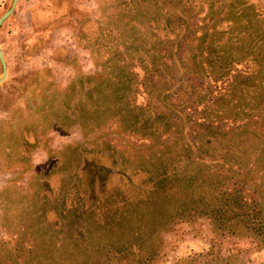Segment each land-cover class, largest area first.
I'll return each mask as SVG.
<instances>
[{"label": "trees", "instance_id": "16d2710c", "mask_svg": "<svg viewBox=\"0 0 264 264\" xmlns=\"http://www.w3.org/2000/svg\"><path fill=\"white\" fill-rule=\"evenodd\" d=\"M246 2L102 4L98 20L82 22L84 29L93 27L87 41L96 71L75 76L63 90H56L52 79L41 81L42 74L32 73L36 103L30 111L42 129L50 124L65 132V123H77L83 133L85 124L95 130L111 113L116 126L133 135L148 139L159 132L170 137L163 152L155 150L164 156L159 164L153 169L136 166L127 178V185H136L144 194L127 197L121 192L122 198L114 203L117 211L127 212L112 226L119 233L126 230L137 252L143 248L138 236L141 222H148L154 232L199 217L206 218L219 236H247L256 249L264 246V28L255 16L258 9L252 13ZM63 51L56 49L54 58L65 59ZM122 123L127 124L121 127ZM87 211L86 207L83 218H88ZM92 217L98 219L96 214ZM71 232L72 243L32 242L26 244L29 256L21 261L10 258L5 264L152 262L151 248L138 257L104 258L94 254L80 225ZM118 246L117 252L126 249L124 242ZM38 249L49 254H33ZM186 261L244 264L235 254L220 256L214 250Z\"/></svg>", "mask_w": 264, "mask_h": 264}, {"label": "rangeland", "instance_id": "374dc122", "mask_svg": "<svg viewBox=\"0 0 264 264\" xmlns=\"http://www.w3.org/2000/svg\"><path fill=\"white\" fill-rule=\"evenodd\" d=\"M10 1L0 0V15ZM115 3L119 0H17L0 25V47L7 65L0 82V264L29 256L32 252L26 244L32 242L37 246L45 241L50 246L69 243L71 229L77 225L94 254L104 258L138 257L151 248L150 264H188V258L214 250L220 256L235 254L244 264H264V246L256 249L247 236H219L204 217L178 220L154 232L148 222H141L139 252L129 243L126 230L119 233L112 226L127 212L117 211L114 205L121 192L127 197L144 194L136 185L126 184L132 170L159 164L164 156L155 150L163 152L170 137L159 132L148 139L133 135L128 128L116 126L111 113L95 130L85 124L83 133L77 123L71 127L65 123L61 132L50 124L42 129L33 122L30 108L36 103L32 100L36 85L32 73L42 74L41 81L52 79L55 89L63 90L75 76L96 71L87 41L93 27L84 29L82 22L98 20L101 5ZM78 35L86 43L77 41ZM58 48L64 49L65 59L54 58ZM171 103L175 104L173 98ZM156 104L159 109L162 99ZM137 182H143L142 178ZM66 201L68 212L64 211ZM86 207L89 215L83 218ZM121 242L126 249L117 252ZM60 253L57 248V256L62 257ZM33 254L43 257L49 252L38 249Z\"/></svg>", "mask_w": 264, "mask_h": 264}, {"label": "water", "instance_id": "95a60500", "mask_svg": "<svg viewBox=\"0 0 264 264\" xmlns=\"http://www.w3.org/2000/svg\"><path fill=\"white\" fill-rule=\"evenodd\" d=\"M17 0H11L7 8L0 15V25L6 20V18L12 13L15 8ZM0 63H1V74H0V82H2L7 73V65L3 55V52L0 47Z\"/></svg>", "mask_w": 264, "mask_h": 264}, {"label": "flooded vegetation", "instance_id": "af4514ba", "mask_svg": "<svg viewBox=\"0 0 264 264\" xmlns=\"http://www.w3.org/2000/svg\"><path fill=\"white\" fill-rule=\"evenodd\" d=\"M250 6V8L252 9V13L255 12V10L258 9V11L255 12V16L256 18L259 20V24L260 26H262V28H264V3L261 2L260 0H246ZM216 29V28H214ZM54 224V222H53ZM56 224V223H55Z\"/></svg>", "mask_w": 264, "mask_h": 264}]
</instances>
